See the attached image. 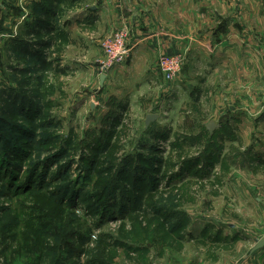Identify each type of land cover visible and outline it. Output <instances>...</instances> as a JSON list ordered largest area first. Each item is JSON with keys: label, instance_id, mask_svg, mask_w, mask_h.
Masks as SVG:
<instances>
[{"label": "rangeland", "instance_id": "obj_1", "mask_svg": "<svg viewBox=\"0 0 264 264\" xmlns=\"http://www.w3.org/2000/svg\"><path fill=\"white\" fill-rule=\"evenodd\" d=\"M89 1L0 0V264H264L252 253L264 239V129L232 128L264 121L246 93L261 77L264 0L185 3L186 18L180 0L153 2L173 15L156 29H182L193 49L214 39L203 61L221 66H200L188 45L160 56L184 58L173 81L133 69L108 90L124 62L106 71L103 44L124 32L129 45L130 31L86 48L100 34L72 17L92 13Z\"/></svg>", "mask_w": 264, "mask_h": 264}, {"label": "crops", "instance_id": "obj_2", "mask_svg": "<svg viewBox=\"0 0 264 264\" xmlns=\"http://www.w3.org/2000/svg\"><path fill=\"white\" fill-rule=\"evenodd\" d=\"M207 0H180L182 3L183 11L181 12V17H189L187 15V4L188 3H198V2H204ZM220 2L228 3L230 6H232V0H219ZM153 2L159 3V0H90L89 3L91 5L90 10L92 13H87L86 11H78L74 14V17H72V20L74 21V25L76 26L78 24H86L89 26H94L100 34V36L97 38L89 39L87 37L86 40V48L89 46L92 47H98L102 41V39L108 35L110 32L119 27V26H125L130 31V36L128 39L129 47L131 49L130 56L128 59L113 70L109 76L107 77L108 80L106 82V90L109 89V86H113V84L117 81L116 76H120V74H126V72L130 71L133 72V69H136L139 73L147 75L149 71L152 70L153 74L156 75L157 79L158 77L161 79V73L158 71V61L161 55L163 54H175L178 52H182V50L188 47L190 45L189 53H191V58H194L193 55L197 54V58L195 60L199 62L200 66L209 67L210 70L215 69L214 66H218L221 64L217 63L216 61H212L210 63H205L203 61L202 54L207 53V48L211 50L212 42L214 39H205L203 43H200V48L193 49L191 46V43L184 42L179 40L180 34L185 36V33L182 29H169L168 32L161 28V25L159 24L158 29H156L157 22H159L160 16H161V23L164 22V18L167 16H170V11L161 10L158 8H152L151 6H156ZM187 3V4H185ZM55 11V10H54ZM166 13H165V12ZM221 15H224L221 13ZM220 15V16H221ZM173 18V15H171L170 19ZM76 26L74 27V30L77 29ZM167 26V25H166ZM157 30V31H156ZM222 30L219 28V32L221 33ZM110 33V34H111ZM192 33H198L197 31H192ZM187 34V33H186ZM207 35V33H205ZM213 35H216V31ZM264 39V32L262 33ZM200 36V35H199ZM198 36V37H199ZM218 36V35H216ZM198 37H190V40L192 39L195 42H201L200 38ZM86 38V37H85ZM208 40V41H205ZM211 45V47H209ZM222 44L218 43V52L223 51L225 46H221ZM262 46H264V40H262ZM224 48V49H223ZM264 49V48H263ZM262 50V49H261ZM209 52V51H208ZM186 53V52H185ZM216 53L212 55V57L215 59ZM188 55V53H187ZM252 55V54H251ZM261 56V55H260ZM101 57H104L103 54ZM202 58V59H201ZM188 62H186L185 71L189 68L187 66L190 60V57L187 58ZM213 60V59H212ZM194 62V61H193ZM195 63V62H194ZM256 63L258 64V71L260 72V80H257V84L253 83L251 84L250 89H246L247 96L249 98H254L256 106L264 105V58L262 56V60H256ZM90 65L95 63H89ZM92 67V66H89ZM77 69V68H76ZM189 69H193L190 67ZM253 70V68H252ZM195 71V70H194ZM215 71V70H214ZM128 76V75H127ZM188 77V76H187ZM98 79H100V76H98ZM163 79V78H162ZM185 79V78H184ZM249 79V78H248ZM247 79V80H248ZM99 81V80H98ZM259 83V84H258ZM100 84V82H99ZM247 87V86H246ZM249 87V86H248ZM253 111V110H251ZM238 113L236 110L233 114L237 115ZM232 128L237 130H243V129H264V121L260 122H239L237 120H232ZM261 160H264V157H261ZM232 174H235L232 173ZM260 254H256L254 256H257L259 258ZM253 256V257H254ZM252 257V258H253Z\"/></svg>", "mask_w": 264, "mask_h": 264}, {"label": "built area", "instance_id": "obj_3", "mask_svg": "<svg viewBox=\"0 0 264 264\" xmlns=\"http://www.w3.org/2000/svg\"><path fill=\"white\" fill-rule=\"evenodd\" d=\"M106 61L104 69L109 71L115 66L125 62L130 56L131 49L127 44V35L124 32L117 33L110 41L103 44ZM184 66L182 56H162L158 62V71L167 81H173Z\"/></svg>", "mask_w": 264, "mask_h": 264}, {"label": "trees", "instance_id": "obj_4", "mask_svg": "<svg viewBox=\"0 0 264 264\" xmlns=\"http://www.w3.org/2000/svg\"><path fill=\"white\" fill-rule=\"evenodd\" d=\"M50 1H52V2H55V1H57V0H50ZM41 12H43V14H44V16L46 17V16H48V14H50V13H54V9L53 8H45V7H41ZM49 12V13H48ZM45 19H43V18H37V24H36V26L37 27H43V26H45L44 24H45ZM44 47H42V46H40V49H43ZM26 50V52H28L29 51V46L27 45V48L25 49ZM41 52V51H40ZM37 56H38V59H41V56H40V54L38 53L37 54ZM42 61V60H41ZM11 98H13V97H11ZM13 102V106H14V111H16L17 109L19 110H21V109H23V110H25L26 108H27V106L29 105V101H27L25 98L24 99H20V102L18 103V96H15V99H14V101H12ZM18 103V104H17ZM16 105H18V106H16Z\"/></svg>", "mask_w": 264, "mask_h": 264}, {"label": "water", "instance_id": "obj_5", "mask_svg": "<svg viewBox=\"0 0 264 264\" xmlns=\"http://www.w3.org/2000/svg\"><path fill=\"white\" fill-rule=\"evenodd\" d=\"M105 79H106V76H105V75H102V76L100 77L101 86L104 85V81H105ZM157 118H158L157 115H148V116L146 117V125H147V127H148L152 122H155V121L157 120ZM215 126H216L215 123H211V124H209V125L207 126V129L210 131L211 134L213 133V131H214V129H215ZM258 250H264V239L260 240V241L257 243V245H256L255 249L252 251V253H255V252L258 251Z\"/></svg>", "mask_w": 264, "mask_h": 264}]
</instances>
